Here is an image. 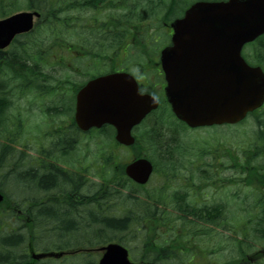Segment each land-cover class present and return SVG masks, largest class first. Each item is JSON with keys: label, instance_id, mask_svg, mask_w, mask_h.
<instances>
[{"label": "flooded vegetation", "instance_id": "flooded-vegetation-1", "mask_svg": "<svg viewBox=\"0 0 264 264\" xmlns=\"http://www.w3.org/2000/svg\"><path fill=\"white\" fill-rule=\"evenodd\" d=\"M90 1L97 2L96 6H86L85 9L90 8L93 13L100 11L106 19L101 29L102 39H96L91 33L84 37L85 32L75 28H72V36L70 35L68 41L59 40L54 36L50 61L56 71L46 73L41 60L40 67L47 76L39 79L35 90L30 89L31 92L27 91L26 96L20 98L21 101L30 98V103L26 106L23 102L24 105L21 104V108L15 110L18 114L14 116V121L13 114H10L16 108L13 101V108L8 115L9 124L12 122L13 127L9 128L8 124V131L3 133L6 141L0 139V143L5 144H0V147L8 146L11 149L1 163L0 174L3 173L12 179L16 177V172H21L27 184L31 183L29 180H36L40 187L35 188L38 191L35 194L26 186L24 194H27L22 198L20 208L12 203L10 210L16 212L20 221L24 219L25 225L41 230L62 229L65 234L66 230L76 229L80 225L90 226L92 212L101 211L97 206L92 209V198L95 194L101 201L99 207H102V203L107 204V194L98 189L99 185L92 190V176L102 177L101 173L92 174L94 164L99 165L97 170L101 172L109 170V173L124 175L123 165H116L117 155L113 153L112 148H124L132 155L135 154L136 145L142 139L140 134H137L139 129L150 128V124L147 126L149 119L153 127H158L156 116L163 110L173 113L166 95L168 80L162 63L163 51L172 46V23L183 18L194 3L213 0ZM73 12L76 14L78 9ZM73 25H76L75 21ZM156 26L162 33L153 30ZM150 34L151 38L147 41ZM62 51L68 53V59L58 54ZM46 54L47 51L41 49V59ZM244 56L251 66L261 67L264 71V63H256L251 52L245 53ZM98 79L116 81L115 85L106 89L118 90L130 96L137 94L148 97L147 99H156L158 102V108L151 111L139 126L132 129L135 141L131 147H126L116 140L117 129L113 125L88 124L89 119L86 117L95 113L86 101L79 102L84 98L80 95L91 82ZM99 87L94 86L91 94L97 93ZM33 106H36L37 110H34ZM30 107L32 108L29 110ZM263 110L264 106L259 112ZM33 111H38L42 120L29 125L27 122ZM17 131L20 134L19 140L17 135L14 136ZM93 148L97 149L94 157ZM135 158L136 154L131 160ZM201 160V157L197 158L193 169L187 170L185 180H191V171L203 169ZM5 162L7 171H4L2 166ZM52 178V185L41 183L44 179ZM215 180L214 177L211 182L208 181L207 187L215 188L219 185ZM22 240L27 243H46L45 249L59 251L60 242L54 246L53 241L45 240L44 235L41 237L40 233L36 239L26 237ZM25 248L28 250L29 247H23V250ZM27 255L30 256L29 252ZM26 264L34 262L29 261Z\"/></svg>", "mask_w": 264, "mask_h": 264}, {"label": "rangeland", "instance_id": "rangeland-1", "mask_svg": "<svg viewBox=\"0 0 264 264\" xmlns=\"http://www.w3.org/2000/svg\"><path fill=\"white\" fill-rule=\"evenodd\" d=\"M190 1V0H188ZM72 17L75 20V23L77 25H72V28H75V30H80L82 32H85L84 37H86L87 33L94 34L96 39H99L101 37L102 39V26L104 25L106 19L103 17L102 13L99 11L97 13H93V10L90 8H86L84 10L78 11L76 14H73ZM155 31L161 32V30L158 28V26L153 29ZM154 31V33H155ZM162 33V32H161ZM151 38V34L147 38V41H149ZM64 40V38H62ZM51 39L48 36L41 35L39 37V49H44L48 53L42 57V66L44 67V70L46 73H50L53 71H56V69L53 68L52 63L50 60H52L51 57V48L54 43V38ZM60 40V39H59ZM26 39H21L20 44L25 42ZM15 46H12L11 48H8L6 51H10ZM17 47V45H16ZM251 52V49L248 47L245 49V53L249 54ZM61 57L68 59V53L66 51H62L58 53ZM63 71V70H59ZM58 71V72H59ZM15 103L16 108L10 112V114H13L12 121H14V116H16L17 111H15L17 108H21L24 105L23 102H25L26 106L30 103V98L28 100L21 101L19 97H15ZM32 107L29 108V110ZM34 110H37L36 106H33ZM264 113V110L262 111ZM37 117V119H36ZM264 118V115H263ZM42 120V116L38 111H33L32 116H29V125L35 124ZM36 121V122H35ZM151 119L147 121V126L150 124V128L143 127L139 129V133L141 136H145V131L150 130H157V132H160L161 135L159 138L163 139H169V146L163 145L162 141L157 144V141L155 140L154 135L152 137H142V139H145L146 142L145 145L147 146L146 153L152 157L150 159L153 162L156 163H164L166 165H172L173 168H176V172L179 173L178 176L174 177L170 183L165 184L164 180L155 173L149 184H147L145 189L136 191H131L128 189H118L114 184L112 183L111 176L108 175V171H106L107 175L109 176L111 182L109 183L108 180L103 179V177H96L92 176V190H94L98 185L100 186V183H103L106 185V188H108L111 193L107 195V204H103L100 210L104 213H106L108 210V216H124L130 214L133 219L134 227L132 229H129L128 232L118 231V230H108L105 233V238L112 237L116 240H125V246L130 250L131 252V258L133 261H140V258L144 254L142 245L143 241L147 240V237L144 235V230L139 228L137 225L138 223H144L143 218L145 217L142 212L143 209L141 205L135 204L137 201L140 200L142 202H148V199L144 196L146 192H149L148 195H157V191L155 190L159 188H164L165 192L167 193L163 200L165 202L168 201V199L175 197L177 194H182L183 196H186V193L188 190L191 192L196 193L197 201L200 204H207V205H213V204H221V209L223 211L222 215V221H220V224L218 225H211L208 224L206 227L210 230L207 234H203L202 236H199V238H193L191 241L194 244V247L192 250H190V254L185 253L182 256L178 255L177 264H231L236 259L240 258L241 250L240 245L238 242H243L242 248L247 251L246 255L250 256L255 253H257L259 250L264 249V237H262L260 234H257L256 232H253L254 225H249L248 222L244 221L243 218L247 215L244 213V210L248 208V204L252 200V194L251 189L248 187H243L241 184H231L227 182L225 179H244L245 177H242L240 175V165L242 164V158L246 157L245 155H242L241 152L250 151L253 146L255 145V139L259 135V126L256 124L255 119L253 117H250L246 121L238 124L237 126L232 127H221L218 129H199V130H181L179 127L178 129H175V132L173 129L169 127V125H165L163 127H153L151 124ZM12 122L9 124V128H12ZM14 131H12L11 134H13ZM18 132V131H17ZM138 132V131H137ZM152 132V131H150ZM164 132V133H163ZM3 135V132L1 130L0 136ZM17 135V140L20 139V134L14 133V136ZM22 136V135H21ZM15 138V137H14ZM1 139V138H0ZM2 140V139H1ZM5 140V139H4ZM6 141V140H5ZM172 147V148H170ZM205 147H211V148H217L220 151L218 158L215 159L214 155L208 154L205 155L202 158L203 163V169L208 171L209 173H213L215 179L218 181L219 185H217L215 188L207 187V186H201L198 188V177L191 176L192 183L191 186L188 185L184 178H186V173H188L187 170L193 169L194 162L197 161V158L199 156L198 150H201V148ZM97 149H92V157H94L95 151ZM113 153L117 155L116 159V165H125L131 161V159L135 156V154H138L139 152L135 150V154L129 153V150L124 148H112ZM34 155V154H33ZM238 157L235 159L237 161V165H234L232 162L230 164V158L231 157ZM262 158L258 160L257 163H262ZM171 163V164H169ZM4 171H7V164L5 162L4 165ZM99 165L97 163L94 164L93 172L92 174H102L100 170H97ZM222 168H224L222 170ZM237 168V169H236ZM194 171V170H193ZM191 171V172H193ZM195 172V171H194ZM197 172V171H196ZM112 175L111 173H109ZM103 176V175H102ZM248 177V176H247ZM99 178V179H98ZM196 178V179H194ZM220 179V180H218ZM221 179H224L223 181ZM194 180V182H193ZM215 180V181H216ZM210 186V185H209ZM221 186V188H219ZM29 187V191L34 192L35 194L38 192L35 190L34 187H32L31 183L27 185ZM0 188L2 191L4 190V193L7 194L10 202L4 203L0 206V231H11L13 228H16L18 226V229L25 224V220H19L15 215L10 216V213H12L13 210H10V206L15 201H21L24 196V191L26 189V186H22L20 182L14 181L12 178H6L4 180V183L0 182ZM18 191H21L22 194ZM113 192H116L118 194H114ZM27 193H25L26 195ZM141 194V195H140ZM98 199V195L95 194V196ZM127 197L128 199L124 198ZM147 204V203H146ZM96 208V207H94ZM93 208V210H94ZM131 210V211H130ZM10 211V212H9ZM142 211V212H141ZM96 212V210H95ZM170 212H172L170 210ZM243 212V213H242ZM96 218L92 219V222L90 226H83L80 225V227L76 228L79 232H72L67 233L63 235V239L65 240V243L69 244V246L75 248V247H92L94 248L105 244L104 239L102 241L100 237V240H97L95 237L90 238L89 235L86 233H91V228L98 227L103 228V222L100 221L101 218H99L98 214H95ZM99 219V221H97ZM97 221L99 224L94 226L93 221ZM177 224L172 229H167L163 226L157 227L158 229L156 232L151 231V228L148 229V232L150 234V239L153 238V242L157 245L165 244L166 241H169L172 237H175L177 229L181 228L182 223L176 222ZM101 224V226H100ZM251 230V233H247L246 235H242L245 233V228ZM244 228V229H243ZM18 231V230H17ZM37 231L40 232V236L44 235L45 240L47 241H53L54 246H56L60 241L57 238V234L59 231L49 230V229H38ZM82 237L90 243V245H82L77 246L72 243V240L74 238ZM124 236V237H123ZM198 237V236H197ZM114 241V240H112ZM44 242V240H43ZM153 242L151 241L152 245ZM107 243V242H106ZM46 243H37V247L39 251H43L46 248ZM190 247L191 245L187 244L185 248ZM56 248V247H55ZM56 250V249H55ZM58 250V249H57ZM56 250V251H57ZM23 251L18 252V255H21ZM26 252H28L26 250ZM143 252V253H142ZM31 258V257H30ZM99 254H82L78 256H71L62 259V261L59 260H46L44 262H48L47 264H98L99 261ZM184 261V263H183ZM172 260L169 258L165 262H157V264H172ZM40 264H43L42 262ZM246 264H264V254H262L260 257H258L255 260H251V263Z\"/></svg>", "mask_w": 264, "mask_h": 264}, {"label": "water", "instance_id": "water-1", "mask_svg": "<svg viewBox=\"0 0 264 264\" xmlns=\"http://www.w3.org/2000/svg\"><path fill=\"white\" fill-rule=\"evenodd\" d=\"M35 17H39L37 12H21L1 19L0 50L17 35L31 31ZM173 28V45L163 52L162 63L168 80L166 95L178 119L192 128L234 125L262 107L264 72L249 66L242 50L264 34V0L198 2L173 23ZM113 84L114 79L91 82L79 102L86 101L95 113L86 117L90 126L111 124L117 129L118 141L132 145L131 130L158 107V102L106 89ZM94 86L100 90L92 95ZM126 172L137 183L146 184L153 166L141 159L130 164ZM3 201L0 192V204ZM101 251L104 255L99 264H135L121 245L113 243ZM52 255L34 254L33 258Z\"/></svg>", "mask_w": 264, "mask_h": 264}, {"label": "trees", "instance_id": "trees-1", "mask_svg": "<svg viewBox=\"0 0 264 264\" xmlns=\"http://www.w3.org/2000/svg\"><path fill=\"white\" fill-rule=\"evenodd\" d=\"M97 2H91L90 0H0V19L6 18L16 12L22 10H34L38 11L41 14V18L38 20L36 28L28 35L23 36L15 40L13 49L7 52L0 51V133L8 131L7 126L9 124V112L13 108V101L16 96L19 98H23L26 96L27 91L30 89L35 90L39 79L43 76L46 77L47 74L43 72V69L40 67L41 62V51L39 47V37L41 35L48 36L51 40L54 36H57L60 40L62 38L68 41V38L72 36V25L75 20L72 17L73 11L75 9L84 10L85 7H95ZM137 20V19H136ZM77 25V24H76ZM71 35V36H70ZM26 39L25 42L20 44L21 39ZM50 40V41H51ZM17 45V47H16ZM48 53V52H47ZM251 55L252 59L256 63H264V41L263 39H259L257 43L251 47ZM44 73V74H40ZM35 88V89H34ZM31 92V91H30ZM29 92V93H30ZM264 113L256 112L251 114V117L255 119L256 124L259 126V135L255 139V145L250 151L241 152L242 155L246 154L245 158H242V164L240 165V175L245 177L244 179H229L225 180L231 184H241L243 187H249L251 189L252 200L248 204V208L244 210V213L247 215L243 218L244 221L248 222L249 225H254L253 232L260 234L264 237ZM156 121L159 122L158 127H163L165 125H169L171 129L175 132V129L178 127L181 130H188L184 125L179 124L178 120L175 118L173 113L171 112H159L156 116ZM232 127V126H231ZM234 127V126H233ZM8 133V132H7ZM164 133V132H163ZM160 132L155 131H145L146 137H152L154 135L157 144L162 141L163 145L169 146V139H160ZM145 136L140 137L144 138ZM4 139V135L0 137ZM145 139H141V142L136 145L137 151L139 153H143L147 157H151L150 154L146 153L147 146L145 145ZM10 148V147H9ZM172 148V147H170ZM11 150V149H10ZM220 150L215 148H201L198 150L199 156L204 157L205 155L212 154L215 159L219 156ZM138 153V154H139ZM152 158V157H151ZM262 158V163H257L258 160ZM238 157H231V162L234 165H237V161L235 160ZM4 162V158L0 157V166L1 163ZM171 164V163H169ZM155 172L159 177L164 180L165 184L171 182V180L178 176L179 173L176 172V168L172 165H166L164 163H156ZM224 168H222L223 170ZM237 169V168H236ZM109 172V170H107ZM195 171V172H194ZM191 176L196 177L199 181L198 188L201 186H207V182H211L214 179V174L209 173L208 171L202 170H194ZM197 171V172H196ZM107 172V173H108ZM106 171L102 172V177L105 180H108L109 183L112 180L114 186L118 189H128L131 191H137L141 189H145L146 187H141L139 185H135L130 182L124 175H120L118 173H111V180L107 175ZM14 175L16 177L14 181H18L23 186H27L28 182L24 181V176H22L21 172H16ZM248 176V177H247ZM7 177L5 174H0V182L4 183V180ZM194 178V179H196ZM185 179V178H184ZM222 181L224 179H221ZM31 181V185L34 188H40L37 185L36 180ZM52 179H44L41 181L43 185H52ZM189 186H191L192 179L186 181ZM194 182V180H193ZM26 183V185H25ZM40 183V184H41ZM202 183V184H201ZM47 185V186H48ZM27 188V187H26ZM221 188V186L219 187ZM98 189H101L107 195L111 193V191L106 188V185H100ZM0 191L4 193V190L0 188ZM157 191V195H148L149 192H146L144 195L148 202H142L140 200H135L137 203L141 205L144 212L142 214L145 216L143 218L144 223H138L137 225L141 230L143 229L145 237H147L146 241H143V251L144 254L140 258V261H145L149 263L157 264V262H165L169 258L172 260V264H177L175 260H177L178 255L182 256L185 253L190 254V250L193 249L194 244L191 241L193 238H199L203 234H207L210 230L206 227L208 224L218 225L220 221H222V215L224 214L221 209V204H199L197 201L196 193L188 190L186 196H183L181 193L177 194L175 197L169 198L167 202L163 200V197L167 194L164 188H159L155 190ZM114 194H118L113 192ZM7 195V194H6ZM141 195V194H140ZM128 199L127 197H124ZM94 204L92 205V209L94 207H99L101 201L93 197ZM10 200L7 198L5 203H9ZM14 205L20 208L21 201L13 202ZM103 205V203H102ZM170 210L172 212H170ZM131 211V210H130ZM105 212V211H104ZM102 211L97 212L100 221L103 222V228L93 227L91 228V233L97 235L99 237H103L104 242H109L112 240H116L112 237L105 238V233L108 230L114 229L118 231L128 232L129 229L134 227L133 219L130 214L124 216H108L109 210L104 213ZM243 213V212H242ZM95 212H92L93 219L96 218ZM17 216L15 212L10 213V216ZM99 221V219L97 220ZM97 221L94 222V226L98 225ZM181 222V228L177 229L176 236L172 237L169 241L165 240V244L157 245L153 242V238L150 239V234L148 229L151 228V231L156 232L157 227H165L167 229H172L177 223ZM25 225V224H24ZM101 226V224H100ZM245 228V227H244ZM243 228V229H244ZM18 230V231H17ZM59 231L61 236L65 235V231L62 229L54 230ZM79 232L76 229L66 230L67 233ZM212 231V230H211ZM247 233H251V230L245 228V233L242 235H246ZM39 233L37 228H31L29 230H25L22 226L18 229L13 228L11 231H0V264H17L19 260V264H25L28 259L13 258V253L18 248V246L27 247L28 243L23 242L22 238L31 237L36 239ZM248 235V234H247ZM198 236V237H197ZM121 243L125 244V240H118ZM153 242V245L151 243ZM23 242V244H22ZM240 245L241 255L239 259L234 260L231 264H246L251 263L248 260V255H246L247 251L242 248L243 242H238ZM61 244V243H60ZM189 244L190 247L185 248V246ZM34 247H37L36 242H33ZM79 246V245H77ZM22 247V248H23ZM94 247V246H93ZM22 251H24L22 249ZM260 251V250H259ZM258 251V252H259ZM143 253V252H142ZM259 254V253H258ZM261 255V254H259ZM256 256H258L256 254ZM184 263V261H183Z\"/></svg>", "mask_w": 264, "mask_h": 264}, {"label": "bare ground", "instance_id": "bare-ground-1", "mask_svg": "<svg viewBox=\"0 0 264 264\" xmlns=\"http://www.w3.org/2000/svg\"><path fill=\"white\" fill-rule=\"evenodd\" d=\"M40 74L42 75V74H44V73H41L40 72ZM1 145H5V144H3V143H0ZM9 151H10V148L8 147V146H2V147H0V157L2 156L3 158H5L8 154H9ZM18 192H20L21 194H22V192L21 191H18ZM25 197V194H24V196H23V198ZM22 228L23 229H25V230H29V229H31V228H35V227H31V226H28V225H22ZM87 235H89L90 236V238H92V237H95L97 240H100V237L99 236H97V235H94V234H89V233H86ZM124 237V236H123ZM57 238H58V240L60 241V246H59V248L60 249H63V248H65L67 245H69V244H67V243H65V240L63 239V237L61 236V234H57ZM103 240V237L101 238V240L100 241H102ZM72 243L73 244H75V245H79V246H82V245H90V243L89 242H87L83 237H82V235L80 236V237H77V238H74L73 240H72ZM22 244H23V242H22ZM23 246H18V248L15 250V252L13 253V258H16V260L17 259H21L22 257L24 258V259H30L29 257H28V255H27V252H26V248L24 249V251L21 253V255H23V256H21V255H18L17 253L18 252H21L22 251V248ZM19 262V260L17 261V264H19L18 263ZM43 264H47L48 262H44V261H41ZM20 264H22V263H20Z\"/></svg>", "mask_w": 264, "mask_h": 264}]
</instances>
